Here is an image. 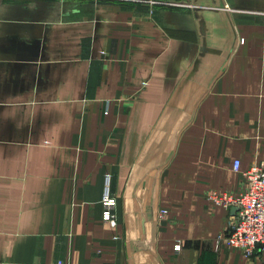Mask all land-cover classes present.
I'll return each mask as SVG.
<instances>
[{
    "label": "crops",
    "instance_id": "obj_1",
    "mask_svg": "<svg viewBox=\"0 0 264 264\" xmlns=\"http://www.w3.org/2000/svg\"><path fill=\"white\" fill-rule=\"evenodd\" d=\"M168 1L0 0V264H261L208 196L264 165V0Z\"/></svg>",
    "mask_w": 264,
    "mask_h": 264
},
{
    "label": "built area",
    "instance_id": "obj_2",
    "mask_svg": "<svg viewBox=\"0 0 264 264\" xmlns=\"http://www.w3.org/2000/svg\"><path fill=\"white\" fill-rule=\"evenodd\" d=\"M232 170L240 173L239 161H234ZM241 174L246 180V187L242 192H213L208 196V201L215 206L227 210L236 209L228 217L225 231L217 235L215 249L226 246L238 251L246 259L259 258L260 263L264 264V165L254 164ZM101 205L103 222L114 223L116 200L110 191L109 177L105 180ZM174 252H180L179 244L174 246Z\"/></svg>",
    "mask_w": 264,
    "mask_h": 264
},
{
    "label": "rangeland",
    "instance_id": "obj_3",
    "mask_svg": "<svg viewBox=\"0 0 264 264\" xmlns=\"http://www.w3.org/2000/svg\"><path fill=\"white\" fill-rule=\"evenodd\" d=\"M130 2L125 1L126 3L133 5L134 1L136 2H144V3H140V5L142 6H146L150 9L154 8V7H169V6H173V7H180L179 4L176 3H172L168 0H128ZM133 1V2H132ZM132 3V4H131ZM137 4V3H136ZM137 6V5H136ZM228 8V7H226ZM244 41L241 39L240 40V44H242ZM104 191V190H103ZM103 196V195H102ZM102 206V205H101ZM163 214V213H162ZM174 250V249H173Z\"/></svg>",
    "mask_w": 264,
    "mask_h": 264
},
{
    "label": "water",
    "instance_id": "obj_4",
    "mask_svg": "<svg viewBox=\"0 0 264 264\" xmlns=\"http://www.w3.org/2000/svg\"><path fill=\"white\" fill-rule=\"evenodd\" d=\"M231 211H232V214H234L236 212V209H232Z\"/></svg>",
    "mask_w": 264,
    "mask_h": 264
}]
</instances>
